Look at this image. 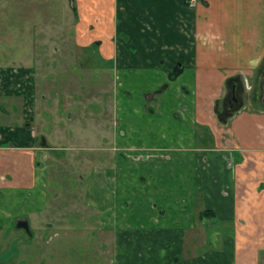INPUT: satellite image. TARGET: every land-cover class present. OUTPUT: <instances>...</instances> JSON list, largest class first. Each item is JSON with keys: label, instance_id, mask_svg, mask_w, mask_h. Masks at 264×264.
<instances>
[{"label": "crops", "instance_id": "obj_1", "mask_svg": "<svg viewBox=\"0 0 264 264\" xmlns=\"http://www.w3.org/2000/svg\"><path fill=\"white\" fill-rule=\"evenodd\" d=\"M21 2L30 19L32 0ZM12 3L0 0L8 24L14 23ZM70 4L72 63L77 59L91 70L96 54L127 91L137 86L161 91L151 96L157 111L147 106L145 93L115 95L109 138L114 153L86 182L83 206L97 225L93 233L111 235V241L97 242L109 245L110 264H259L264 254V0ZM34 5V33L41 34L47 13L39 8L46 5L42 0ZM7 32L0 35V42L7 41V46L0 43V264L93 261L89 243L81 254L74 241L49 250L51 146L48 124L41 119L50 117L32 109L31 72L46 63L47 51L26 49L15 64L17 51L9 42L14 45L16 35ZM51 49L56 53L59 47ZM140 70L150 71V80L143 82L146 74ZM243 78L252 87L251 100L230 104ZM83 116L91 119V111ZM20 220L28 229L17 225ZM67 225L65 234L79 232ZM212 243L215 248L209 249Z\"/></svg>", "mask_w": 264, "mask_h": 264}, {"label": "rangeland", "instance_id": "obj_2", "mask_svg": "<svg viewBox=\"0 0 264 264\" xmlns=\"http://www.w3.org/2000/svg\"><path fill=\"white\" fill-rule=\"evenodd\" d=\"M42 1L46 8L40 5L39 10L43 9L47 13V25L44 27L46 30H42L41 34L40 31L37 34L34 33L36 28L33 27V21L35 18L38 19L37 5L39 4L34 5V0H32L29 19L23 15L24 6L21 0H14V3L10 4V18L14 23L8 24L6 16L1 13L0 35L7 34L9 29L11 34L12 30L15 32L14 45L9 42L10 47L14 46L15 53L17 51L15 64H18V60H20L19 52L24 54L26 49L32 47L33 53L40 48L47 51V54L42 58V61L46 63L38 64L35 69L30 71L35 73L36 99L32 109L34 112L46 111L47 114L44 116L50 117V119H41L44 124H48L46 131L51 146L47 149L48 163L46 167L49 200L47 218L49 224H54L53 230L47 231V234L51 236L48 238L49 250H53L55 244L74 241L76 252L81 254L84 251L81 247L89 243L91 244V257H95L93 261L110 264L109 245L104 246L107 249L106 253L104 247L97 245V242L111 241V235L110 233H93L94 230H98L97 225H93L92 214L83 206L86 200V182L95 166L111 162L114 150L111 149L109 138L112 137L111 132L115 129L114 122L116 120L113 118L115 95L117 93L125 95L133 94V92L145 93L147 102H149H146L147 106H152L157 111L159 109V107L156 108L157 100H153L151 96H160L161 91L153 90V88L147 89L144 86L133 87L132 91L131 89L127 91L126 86L117 84L113 74L114 70L110 68V65L95 60L96 54L95 57L91 56L93 62L91 70H87L85 67L83 69L77 59H74L72 63L73 54H70L69 48L75 47L72 32L75 18L73 6L70 4V0ZM0 9L2 10V6ZM3 10H6V6L3 7ZM24 16L26 17L24 18ZM29 20L30 30H28ZM0 43L7 46L5 40ZM53 46L59 47L58 52H52ZM81 59H84V56H81ZM67 67L68 69H66ZM139 72L146 74L142 76L143 82L150 80L148 77L152 74L150 71L140 70ZM28 76L30 77L29 72ZM242 80L241 86L236 87L234 102L244 100L248 103V100H251L252 87L246 85L244 78ZM224 92L228 95L230 86H226ZM41 95H45L43 105L41 104ZM89 110L91 119L90 116L84 118L83 115L89 113ZM85 116L87 117V115ZM212 221L216 222V220ZM69 223L78 228L79 230L75 231L79 232L72 235L65 234L66 229L62 228L70 227L67 225ZM90 228L93 234L90 233ZM21 231L25 233L24 230ZM47 234L45 238L48 237ZM214 245L215 243H212L209 249H214ZM99 250L105 251L100 253ZM93 261L78 260V263L91 264ZM60 264L75 263L71 259H63ZM259 264H264V254L261 256Z\"/></svg>", "mask_w": 264, "mask_h": 264}, {"label": "water", "instance_id": "obj_3", "mask_svg": "<svg viewBox=\"0 0 264 264\" xmlns=\"http://www.w3.org/2000/svg\"><path fill=\"white\" fill-rule=\"evenodd\" d=\"M262 89H263V94H264V79H263ZM262 101H263V103H264V95H263V100H262ZM17 225H18L19 227H23V228H25V229H28V228H27V223H26L25 220H20V221H18Z\"/></svg>", "mask_w": 264, "mask_h": 264}, {"label": "flooded vegetation", "instance_id": "obj_4", "mask_svg": "<svg viewBox=\"0 0 264 264\" xmlns=\"http://www.w3.org/2000/svg\"><path fill=\"white\" fill-rule=\"evenodd\" d=\"M263 95L264 94L262 93V95L260 96L261 101L263 100ZM235 99H236L235 95L231 93L228 101H229L230 104H233V102L235 101Z\"/></svg>", "mask_w": 264, "mask_h": 264}, {"label": "built area", "instance_id": "obj_5", "mask_svg": "<svg viewBox=\"0 0 264 264\" xmlns=\"http://www.w3.org/2000/svg\"><path fill=\"white\" fill-rule=\"evenodd\" d=\"M190 2H193L194 0H189Z\"/></svg>", "mask_w": 264, "mask_h": 264}, {"label": "trees", "instance_id": "obj_6", "mask_svg": "<svg viewBox=\"0 0 264 264\" xmlns=\"http://www.w3.org/2000/svg\"><path fill=\"white\" fill-rule=\"evenodd\" d=\"M175 72H177V71H175Z\"/></svg>", "mask_w": 264, "mask_h": 264}]
</instances>
